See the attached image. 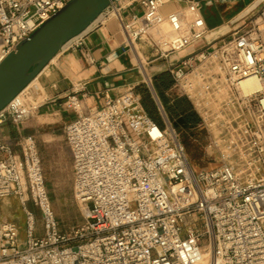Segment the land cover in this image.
Instances as JSON below:
<instances>
[{
  "label": "built area",
  "instance_id": "obj_1",
  "mask_svg": "<svg viewBox=\"0 0 264 264\" xmlns=\"http://www.w3.org/2000/svg\"><path fill=\"white\" fill-rule=\"evenodd\" d=\"M68 1L0 0V63ZM137 1L141 15L117 17L123 50L142 73L135 43L165 60L218 164L195 168L161 103L164 126L131 87L117 97L106 91L98 108L86 104V91L69 93L62 106L75 117L64 137L85 220L60 230L33 137L19 141V159L0 135V200L18 196L25 212L23 244L19 223L0 219V264H264V0L242 29L210 40L202 0L168 13V0ZM34 108L15 97L0 127L22 123ZM28 199L40 210L41 234Z\"/></svg>",
  "mask_w": 264,
  "mask_h": 264
},
{
  "label": "crops",
  "instance_id": "obj_2",
  "mask_svg": "<svg viewBox=\"0 0 264 264\" xmlns=\"http://www.w3.org/2000/svg\"><path fill=\"white\" fill-rule=\"evenodd\" d=\"M115 3L119 15L124 20L131 19L133 15H141L144 10L137 0H118ZM186 4L187 0H168L162 11L168 13L180 9ZM124 40L125 35L116 20L106 22L99 20L90 26L83 34L80 45L61 50L36 77L37 80L33 85L34 90L36 89V94L43 95L44 99L34 108L31 118L20 124L6 121L0 127L1 139L12 144L14 154L19 159L23 158L19 141L28 136L35 138V140L38 139L36 148L45 180L53 179L63 166H68V163L71 164L73 172L72 154L67 143L59 140L60 136L54 132V129L46 132L41 131V127L45 124L60 122L65 125L75 117L73 111L66 110L62 106L67 94L77 91V94L81 95L86 91V104L89 107L98 108L104 100L106 91L109 95L117 97L130 87L133 92L141 85H146L150 90L145 82L144 73L137 68L133 60L132 53L123 50ZM71 41L72 39L62 48ZM138 44L143 52H149V48L143 42H138ZM152 75L154 81L158 82L163 94L172 93L175 89L174 85L171 84L172 77L165 68H158ZM34 90L31 89V92ZM22 95L20 94V97ZM185 100L188 105L191 104L188 99ZM154 101L161 119L158 124L164 126L158 104L156 100ZM15 199L22 206L25 218L24 207L20 198L8 196L0 200V219L19 218V216H9L3 211V206L7 207ZM33 204L29 208L35 212ZM18 222L20 225V242L23 244L25 225H22L19 220ZM37 230L38 234L42 233V224L38 220Z\"/></svg>",
  "mask_w": 264,
  "mask_h": 264
},
{
  "label": "rangeland",
  "instance_id": "obj_3",
  "mask_svg": "<svg viewBox=\"0 0 264 264\" xmlns=\"http://www.w3.org/2000/svg\"><path fill=\"white\" fill-rule=\"evenodd\" d=\"M255 0H204L203 3V13L206 18L208 33L207 37L210 33L219 29L223 25L226 26V29L218 32L215 36L219 38L223 36L229 35L235 29H242L244 27V21L248 18V16L254 14V16H258L260 12V4L248 13L246 16L245 14L241 15V13L251 5ZM112 8H110L100 20L103 21H112L116 20V16H112ZM118 12V10H117ZM119 13V12H118ZM244 16L243 18H240ZM240 18V19H239ZM238 19V20H237ZM237 20V21H235ZM98 22V21H97ZM96 22V23H97ZM248 23V22H247ZM246 23V25H247ZM68 47L65 46L66 49ZM135 47L138 50V54L141 57V60L144 64V68L146 69V73L150 77L151 85H150V93L152 95L153 100L156 102H160V98L156 92L154 87L153 81V72H156L158 68H167L165 60H153V56L151 55L152 51L143 52L140 49L138 43H135ZM61 49V50H63ZM60 50V51H61ZM186 53H183L185 55ZM133 60L136 63V58L132 54ZM148 57V58H147ZM137 64V63H136ZM142 72V71H141ZM147 82V79L145 78ZM148 83V82H147ZM31 89L34 90L32 86L29 88L21 97L20 101L26 104L29 107H36L38 104L42 102L44 99L43 95L36 94V89L31 92ZM172 94H177V90L174 89ZM38 95V96H37ZM155 102V101H154ZM162 105V103H161ZM163 106V105H162ZM196 113V112H195ZM197 114V113H196ZM31 117H29L30 119ZM54 129V132L58 134L60 137V141L66 142L64 138V124L63 123H56V124H45L41 127L42 132L50 131ZM177 133L178 130L176 129ZM186 132V133H185ZM186 140L188 142V147H186L187 155L195 168H212L218 164V157L212 154L210 148H208V132L206 129H202L200 126L194 129L195 133H190L191 131H185ZM181 138V133H180ZM35 140V138H34ZM38 139L35 140V144L38 142ZM185 145V144H184ZM24 174V172H23ZM46 189L49 193L50 202L52 206V210L55 216V220L58 224L60 230L64 232H70L72 229L80 226L85 220V212L83 207L76 201L73 192V172L71 170V164L68 163V166L63 168L57 172L51 180H45ZM31 199H28L26 202V207H30ZM21 201V200H20ZM33 209H35L36 218L39 223L42 224V217L40 210L36 204H33ZM3 211L5 214L9 216L19 218H13L15 221H21L22 225H25L24 222V214L22 211V206L19 204V201L15 199V201H11L7 207L3 206ZM11 219V218H10ZM19 223V222H18ZM43 233V232H42Z\"/></svg>",
  "mask_w": 264,
  "mask_h": 264
},
{
  "label": "water",
  "instance_id": "obj_4",
  "mask_svg": "<svg viewBox=\"0 0 264 264\" xmlns=\"http://www.w3.org/2000/svg\"><path fill=\"white\" fill-rule=\"evenodd\" d=\"M117 1L69 0L23 39L0 63V111L39 75L67 41L85 31Z\"/></svg>",
  "mask_w": 264,
  "mask_h": 264
},
{
  "label": "trees",
  "instance_id": "obj_5",
  "mask_svg": "<svg viewBox=\"0 0 264 264\" xmlns=\"http://www.w3.org/2000/svg\"><path fill=\"white\" fill-rule=\"evenodd\" d=\"M153 84L170 123L175 128V130H178L177 134L179 138L181 133L180 140L183 145L185 144L184 147H188L185 131L190 130V133H195L194 129L199 127L200 122L198 115L195 113L191 104H187L185 100L187 98L185 96L172 94L171 92L163 94L159 88L158 82L153 81ZM171 84L173 85V79ZM163 85L166 86L165 83H163ZM134 94L139 99L146 111L154 119V121L156 123H160V116L147 86L141 85L136 90H134Z\"/></svg>",
  "mask_w": 264,
  "mask_h": 264
},
{
  "label": "bare ground",
  "instance_id": "obj_6",
  "mask_svg": "<svg viewBox=\"0 0 264 264\" xmlns=\"http://www.w3.org/2000/svg\"><path fill=\"white\" fill-rule=\"evenodd\" d=\"M260 2V0H255L251 5H249L242 13H241V15H243V14H245V13H247L248 11H250L251 9H253V7H255L258 3ZM110 9V7H107L104 11H103V13L90 25V26H92V25H94V24H96V22L97 21H99L100 19H101V17L108 11ZM112 11V13H111V15L113 16H116V17H118L119 16V13L117 12V10H111ZM89 26V27H90ZM88 27V28H89ZM87 28V29H88ZM86 29V30H87ZM226 29V26H222V27H220L219 29H216L215 31H213L212 33H210L209 35H208V39L209 38H211V37H215V35L218 33V32H221V31H223V30H225ZM86 30L85 31H83L82 33H80L79 35H76L75 37H73V38H71L72 39V41H74V40H76L77 38H79L80 36H82L85 32H86ZM166 30L168 31V29L166 28ZM70 39V40H71ZM71 41V42H72ZM68 42V41H67ZM66 42V43H67ZM65 43V44H66ZM64 44V45H65ZM63 45V46H64ZM143 70V73H144V75H145V78L147 79V81H150V77L148 76V73H146V69L145 68H143L142 69ZM36 80H37V78H34L28 85H27V87L25 88V89H23L17 96H16V98L17 99H19V97H20V94H24L29 88H31L33 85H34V83L36 82Z\"/></svg>",
  "mask_w": 264,
  "mask_h": 264
}]
</instances>
